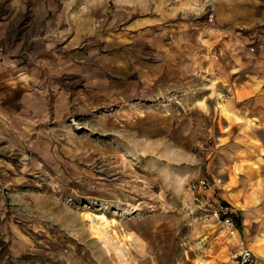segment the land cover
Masks as SVG:
<instances>
[{
	"label": "rangeland",
	"instance_id": "374dc122",
	"mask_svg": "<svg viewBox=\"0 0 264 264\" xmlns=\"http://www.w3.org/2000/svg\"><path fill=\"white\" fill-rule=\"evenodd\" d=\"M173 1L179 7L190 0ZM192 3L187 20L217 29L225 41L205 43L181 32L179 45L170 27L156 32L130 22L123 39L78 44L66 57L70 62L60 60L67 67L61 70L35 58L43 47L29 34V17L16 20L12 37H0L1 60L21 71L12 107L32 121L48 117L25 146L0 144V264H231L241 247L228 250L222 230L229 229L206 210L217 200L233 209L218 197L229 191L232 164L249 145L236 140L247 127L229 122L241 111L227 110L244 102L221 85L253 71L241 68L223 44L240 38L258 54L264 20L236 27L219 22L216 0ZM7 9L1 2L0 18ZM117 25L121 32L125 24ZM122 42L133 44L121 55L128 67L111 61L118 57L113 45ZM56 47L70 43L66 38ZM30 73L51 84L47 105L25 100L37 83ZM89 212L107 214L111 242L92 233ZM120 243L127 255L114 246Z\"/></svg>",
	"mask_w": 264,
	"mask_h": 264
},
{
	"label": "crops",
	"instance_id": "0c3cea01",
	"mask_svg": "<svg viewBox=\"0 0 264 264\" xmlns=\"http://www.w3.org/2000/svg\"><path fill=\"white\" fill-rule=\"evenodd\" d=\"M3 1L8 2V9L6 15L0 18V37L6 32L11 34L8 37H12L15 29L13 27L18 22L16 20L23 16L29 17V22L27 21L29 34L36 35L35 44L43 47V50L35 52V58L43 60L46 65L47 63L60 65L58 68L61 70L62 67H67L66 64L60 63V60L66 58L78 44L86 40L89 42L109 38L116 40L118 39L116 36L123 39L132 28L130 22H136L134 26H138L139 29L142 27L141 29L145 30L149 26L156 32L169 30L166 27H170L173 35H177L180 39V41L177 39L179 45L182 40L181 32L188 35L191 32L196 33V36L205 43H208L207 40L212 42H216L217 39L219 42L224 40L217 29L202 22L187 20L192 14L194 0L185 1L179 7L176 5L177 1L173 0H0V5ZM216 2L218 20L221 23L251 29L259 20H264L263 0H216ZM181 16L186 18L176 21ZM165 20L170 21L171 24L163 23ZM120 23L125 25L121 32H117V24ZM99 24H107L109 28L104 30ZM55 35L58 38L52 37ZM66 38L70 43L69 49L59 50L56 46ZM245 43V40L236 38L226 39L223 44V48L225 47L236 63H242L241 68L249 67L253 73L243 78L224 80L221 85L222 89L236 96L238 101L241 99L244 102L242 105L234 103L236 107L239 105V108H234L232 104L227 105V110H230L229 113L233 110L241 111V117L237 118L235 114L232 118L231 115L229 118L232 121L229 122L233 128L247 127L246 130L241 129L237 132L241 138L238 137L236 140L249 145L243 148L245 157L232 164L228 177L229 191L224 193L225 196L219 194L218 198L228 200L233 205V215L239 220L238 235L231 234L230 237L229 231L222 230L223 237L229 241L226 245L228 250L238 249L240 241L245 239L253 247L257 263L264 264V49L254 54L248 50ZM143 44L147 43L143 42ZM126 46L132 47L133 44L122 42L113 45L112 55H117L119 58L113 56L111 61L117 63L119 60V65L120 62H124V67H128L127 58L122 60L121 57L131 50ZM1 58L3 56H0V112L3 115L0 120V144L6 141L23 147L26 138L33 133L42 132L41 123L46 122L48 117L37 116L36 119L39 121H32L28 117L18 115L17 110H14L12 102L20 93L15 87L17 80L14 76L21 73L20 66H14L15 62L5 63ZM114 69L120 70L115 66ZM30 74L37 83L27 91L29 95L25 100L30 102L35 98L40 105L44 103L47 105V94L52 90L51 84L48 86L47 80L42 78L40 73L36 76L34 73ZM251 95L258 96L250 101ZM10 110H13L14 114Z\"/></svg>",
	"mask_w": 264,
	"mask_h": 264
},
{
	"label": "built area",
	"instance_id": "2783aa9c",
	"mask_svg": "<svg viewBox=\"0 0 264 264\" xmlns=\"http://www.w3.org/2000/svg\"><path fill=\"white\" fill-rule=\"evenodd\" d=\"M209 0H207L208 2ZM214 14L211 15V18ZM205 189L210 188V183L203 181ZM206 216L211 219L220 220L231 232L232 235H238V219L233 215V209L230 204L223 202H209V208L206 210ZM240 251L231 259V264H258L256 254L252 247L245 240L240 241Z\"/></svg>",
	"mask_w": 264,
	"mask_h": 264
},
{
	"label": "bare ground",
	"instance_id": "6f19581e",
	"mask_svg": "<svg viewBox=\"0 0 264 264\" xmlns=\"http://www.w3.org/2000/svg\"><path fill=\"white\" fill-rule=\"evenodd\" d=\"M74 155V154H73ZM71 156V155H70ZM65 174V173H64ZM90 219H92V221L94 222V224H92L91 230L93 231L92 233H94L95 235H97L98 237H102L103 239L107 238V240L109 242H111V237L110 235H108V231L110 230L109 228V224L110 221L107 217V214L104 213H98V214H93V213H88L87 215ZM114 221V220H113ZM96 222V223H95ZM113 227V226H112ZM121 234V232H120ZM127 238L131 241L132 240V245L135 246L136 248L139 247L140 244V240L139 238L134 235H128ZM120 243L119 245H114L120 252L124 253V255H127V251L125 250V248L123 246H121ZM110 245V243H109ZM112 246V245H111ZM113 247V246H112ZM127 248V247H126ZM114 249V248H113ZM131 249V248H130ZM135 249V248H134ZM137 250V249H136ZM121 254V253H120ZM130 256V255H129ZM128 260V259H127Z\"/></svg>",
	"mask_w": 264,
	"mask_h": 264
},
{
	"label": "trees",
	"instance_id": "16d2710c",
	"mask_svg": "<svg viewBox=\"0 0 264 264\" xmlns=\"http://www.w3.org/2000/svg\"><path fill=\"white\" fill-rule=\"evenodd\" d=\"M238 219V218H237ZM239 221V220H238Z\"/></svg>",
	"mask_w": 264,
	"mask_h": 264
}]
</instances>
